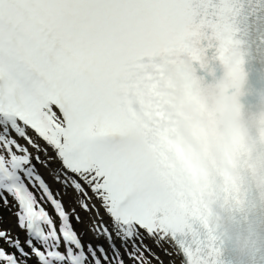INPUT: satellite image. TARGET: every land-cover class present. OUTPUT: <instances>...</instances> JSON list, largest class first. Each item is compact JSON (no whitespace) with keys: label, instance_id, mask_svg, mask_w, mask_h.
<instances>
[{"label":"snow or ice","instance_id":"6c2138e0","mask_svg":"<svg viewBox=\"0 0 264 264\" xmlns=\"http://www.w3.org/2000/svg\"><path fill=\"white\" fill-rule=\"evenodd\" d=\"M236 11V0H0V205L15 218L0 227V264H164L157 248L214 264L134 82L145 63L229 32Z\"/></svg>","mask_w":264,"mask_h":264},{"label":"clouds","instance_id":"9594fccd","mask_svg":"<svg viewBox=\"0 0 264 264\" xmlns=\"http://www.w3.org/2000/svg\"><path fill=\"white\" fill-rule=\"evenodd\" d=\"M238 94L239 89L229 91L228 85L209 91L199 101L193 123L226 171L243 161L264 188V106L245 115Z\"/></svg>","mask_w":264,"mask_h":264},{"label":"rangeland","instance_id":"374dc122","mask_svg":"<svg viewBox=\"0 0 264 264\" xmlns=\"http://www.w3.org/2000/svg\"><path fill=\"white\" fill-rule=\"evenodd\" d=\"M2 211H8V210L6 208H4L2 205H0V215H2L4 217L5 214H3ZM8 215L9 216L7 218L9 219L10 225L13 226L14 225V217L10 213H8ZM82 215H84V214L82 213ZM76 226L78 229L83 227V225H80V224H76ZM161 258L163 261H165L163 257H161Z\"/></svg>","mask_w":264,"mask_h":264},{"label":"bare ground","instance_id":"6f19581e","mask_svg":"<svg viewBox=\"0 0 264 264\" xmlns=\"http://www.w3.org/2000/svg\"><path fill=\"white\" fill-rule=\"evenodd\" d=\"M146 242L149 243V244L152 243L151 240H148ZM153 247H155V245H153ZM156 251H158L160 253V256L164 258V260H165L164 264H169V260L173 259V258H175L177 260V264H179V257H170V256L166 255L162 250H160L158 248L156 249Z\"/></svg>","mask_w":264,"mask_h":264}]
</instances>
